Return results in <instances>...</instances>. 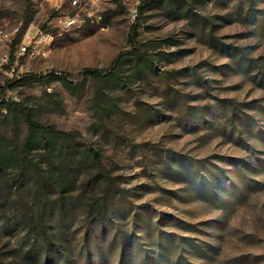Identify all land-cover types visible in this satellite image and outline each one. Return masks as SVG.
I'll list each match as a JSON object with an SVG mask.
<instances>
[{"label":"rangeland","instance_id":"374dc122","mask_svg":"<svg viewBox=\"0 0 264 264\" xmlns=\"http://www.w3.org/2000/svg\"><path fill=\"white\" fill-rule=\"evenodd\" d=\"M72 1L0 0V264H264V0Z\"/></svg>","mask_w":264,"mask_h":264},{"label":"trees","instance_id":"16d2710c","mask_svg":"<svg viewBox=\"0 0 264 264\" xmlns=\"http://www.w3.org/2000/svg\"><path fill=\"white\" fill-rule=\"evenodd\" d=\"M159 1L161 0H143L141 2V5L138 7L139 13L137 12V21L139 20V16L140 14H142L144 9L150 7L152 4L157 3ZM137 21L132 26L131 33H130L129 45L131 47V50L119 54L113 61L111 70H115L122 63L124 58L135 56L136 53L138 52L139 43H138V22ZM111 73L106 70L99 69V68H85L79 73V76L84 77V78H91L95 81H102L106 79L108 76H110ZM32 80H33V75L26 74L21 77L19 82L24 83V82L32 81ZM27 122H28L30 129L33 131H46L54 137L65 138V139H68L72 136L70 133H67L64 131H58L51 127L44 128L38 125L37 123H35L34 121H32L30 118L27 119Z\"/></svg>","mask_w":264,"mask_h":264},{"label":"built area","instance_id":"2783aa9c","mask_svg":"<svg viewBox=\"0 0 264 264\" xmlns=\"http://www.w3.org/2000/svg\"><path fill=\"white\" fill-rule=\"evenodd\" d=\"M74 6H76L78 4V0H73L71 2ZM89 17L91 15H88ZM85 22V19L82 18L80 15H74V16H67L65 19V24L67 27H79L81 26L83 23ZM23 52L26 50V48L24 47ZM0 102H1V97H0Z\"/></svg>","mask_w":264,"mask_h":264}]
</instances>
